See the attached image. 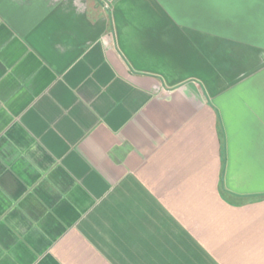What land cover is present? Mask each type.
Masks as SVG:
<instances>
[{
	"label": "crops",
	"instance_id": "1",
	"mask_svg": "<svg viewBox=\"0 0 264 264\" xmlns=\"http://www.w3.org/2000/svg\"><path fill=\"white\" fill-rule=\"evenodd\" d=\"M0 264H264V0H0Z\"/></svg>",
	"mask_w": 264,
	"mask_h": 264
},
{
	"label": "snow or ice",
	"instance_id": "2",
	"mask_svg": "<svg viewBox=\"0 0 264 264\" xmlns=\"http://www.w3.org/2000/svg\"><path fill=\"white\" fill-rule=\"evenodd\" d=\"M212 6H219V0H211Z\"/></svg>",
	"mask_w": 264,
	"mask_h": 264
}]
</instances>
